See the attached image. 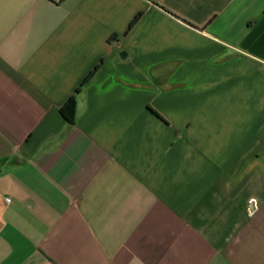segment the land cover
<instances>
[{
	"label": "crops",
	"instance_id": "crops-1",
	"mask_svg": "<svg viewBox=\"0 0 264 264\" xmlns=\"http://www.w3.org/2000/svg\"><path fill=\"white\" fill-rule=\"evenodd\" d=\"M0 264H264V0H0Z\"/></svg>",
	"mask_w": 264,
	"mask_h": 264
},
{
	"label": "trees",
	"instance_id": "trees-1",
	"mask_svg": "<svg viewBox=\"0 0 264 264\" xmlns=\"http://www.w3.org/2000/svg\"><path fill=\"white\" fill-rule=\"evenodd\" d=\"M142 17V14H139L135 21L131 24L130 29H132L140 20ZM116 40V38H113ZM102 69V63L99 64L95 70L91 73V75L86 79V81L83 83L82 87L78 90L77 94H79L82 90L86 89L90 84L94 81L96 76L99 74V72ZM62 116L66 120V122L70 125H73L76 120V96L72 97L70 101L66 104V106L62 109Z\"/></svg>",
	"mask_w": 264,
	"mask_h": 264
},
{
	"label": "built area",
	"instance_id": "built-area-1",
	"mask_svg": "<svg viewBox=\"0 0 264 264\" xmlns=\"http://www.w3.org/2000/svg\"><path fill=\"white\" fill-rule=\"evenodd\" d=\"M258 202L255 199H252L249 203V211L251 214H254L258 209Z\"/></svg>",
	"mask_w": 264,
	"mask_h": 264
}]
</instances>
